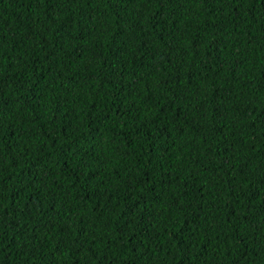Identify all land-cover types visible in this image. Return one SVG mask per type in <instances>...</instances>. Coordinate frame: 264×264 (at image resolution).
Segmentation results:
<instances>
[{
	"label": "trees",
	"instance_id": "trees-1",
	"mask_svg": "<svg viewBox=\"0 0 264 264\" xmlns=\"http://www.w3.org/2000/svg\"><path fill=\"white\" fill-rule=\"evenodd\" d=\"M0 264H264V0H0Z\"/></svg>",
	"mask_w": 264,
	"mask_h": 264
}]
</instances>
